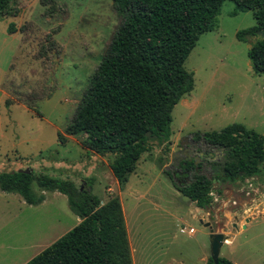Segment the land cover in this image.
<instances>
[{
  "label": "rangeland",
  "instance_id": "1",
  "mask_svg": "<svg viewBox=\"0 0 264 264\" xmlns=\"http://www.w3.org/2000/svg\"><path fill=\"white\" fill-rule=\"evenodd\" d=\"M111 2L54 0L51 10L49 2L12 0L15 15H0V171L29 168L76 186L88 182L100 203L117 196L132 264H201L199 256H209L210 230L225 233L229 241L218 256L234 264H264V162L257 176L219 182L209 164L219 161L220 153L191 137L231 123L264 134V75L252 71L246 55L253 38L235 37L255 25L251 11L233 13V2L221 3L212 29L199 35L183 62L193 87L171 110L168 144L150 140L126 181L118 184L108 155L86 151L82 132L65 131L119 22ZM50 31L54 52L39 55ZM5 99L15 103L5 106ZM186 138L193 146L191 159L200 165L196 170L211 178L212 202L204 209L174 187L190 179L172 177L178 157L170 158ZM31 188L37 190L34 183ZM77 222L66 196L57 191H46L37 205L0 191V264L25 263ZM180 227L193 232L181 233Z\"/></svg>",
  "mask_w": 264,
  "mask_h": 264
},
{
  "label": "trees",
  "instance_id": "2",
  "mask_svg": "<svg viewBox=\"0 0 264 264\" xmlns=\"http://www.w3.org/2000/svg\"><path fill=\"white\" fill-rule=\"evenodd\" d=\"M0 0V15H15L10 3ZM119 22L74 108L65 128L67 134H84L80 145L92 154L108 155V168L118 184L126 181L139 155L150 148L149 141L167 145L171 110L193 87L191 72L183 62L199 35L212 29L225 0H111ZM234 12L250 10L255 25L236 31L247 48L249 65L264 75V0H228ZM54 0H39L40 4ZM9 23L7 32H14ZM52 32L46 34L39 55L54 52ZM259 35L258 38L256 36ZM14 100L5 99L9 106ZM26 107L31 106L26 103ZM148 133V135H145ZM220 153L211 162L212 178L234 183L261 172L264 162V134L231 123L218 131L196 132ZM60 143L63 139L57 133ZM165 149H168L165 146ZM112 157V160L109 159ZM185 160L179 168L190 172L189 181L175 189L201 209L212 202L211 178ZM57 191L66 196L69 210L79 221L23 264H132L121 205L117 196L103 203L85 187L71 180L44 173L0 171V191L17 193L35 205L43 194L32 190ZM205 264H214L208 256ZM215 264H234L218 256Z\"/></svg>",
  "mask_w": 264,
  "mask_h": 264
},
{
  "label": "flooded vegetation",
  "instance_id": "3",
  "mask_svg": "<svg viewBox=\"0 0 264 264\" xmlns=\"http://www.w3.org/2000/svg\"><path fill=\"white\" fill-rule=\"evenodd\" d=\"M178 146L179 148L176 150L175 155L178 157L176 161V168L174 171H172V177H181V178H186L190 175V172H187L183 169L179 168V164L183 163L185 160H191V155L192 153L190 152L193 148L192 144L187 143V139H181V145L179 144L178 141ZM194 161V160H193ZM174 162V161H173ZM194 163V162H193Z\"/></svg>",
  "mask_w": 264,
  "mask_h": 264
},
{
  "label": "water",
  "instance_id": "4",
  "mask_svg": "<svg viewBox=\"0 0 264 264\" xmlns=\"http://www.w3.org/2000/svg\"><path fill=\"white\" fill-rule=\"evenodd\" d=\"M145 135H148V133H146ZM187 139V138H186ZM185 139V140H186ZM179 144L181 145V140L179 141ZM175 152H173L170 156V158L172 159L173 155ZM109 159L112 160V157L109 156ZM195 163V162H194ZM17 172H29L30 169L29 168H24V169H17ZM14 171H10V173H12ZM225 240L224 235L222 234V232H213L212 230H210L209 232V257L211 258V260L213 261V263H216L217 257L219 255V248L222 244V242Z\"/></svg>",
  "mask_w": 264,
  "mask_h": 264
},
{
  "label": "crops",
  "instance_id": "5",
  "mask_svg": "<svg viewBox=\"0 0 264 264\" xmlns=\"http://www.w3.org/2000/svg\"><path fill=\"white\" fill-rule=\"evenodd\" d=\"M95 155V154H94ZM95 156H97V155H95ZM17 170V169H16ZM16 170H9V171H16ZM37 188V187H36ZM34 191V190H33ZM35 192H37V193H42L43 194V200L41 201V202H43L44 200H45V193H46V191H42V190H39L38 188H37V190L35 191ZM41 202H39V203H41ZM39 203H37V204H39ZM193 203V202H192ZM27 204V203H26ZM37 204H35V205H37ZM255 204V205H254ZM251 207H255L256 205H258L257 204V202L256 203H254ZM28 205H31V204H28ZM121 205V204H120ZM122 209V208H121ZM250 216H254V215H252V214H250L249 215V217L247 216L242 222H241V224L240 225H242L243 226V222H246L249 218H250ZM262 216H264V212L262 213ZM124 218V217H123ZM77 221H79V218L77 217ZM124 224H125V222H124ZM125 229H126V226H125ZM223 235H225V233H222ZM126 235H127V239L129 238V233L127 232V230H126ZM229 241L227 240V238L225 237V242H222V243H228ZM129 243V242H128ZM46 247V246H45ZM130 248V247H129ZM42 250V249H41ZM130 255H131V253H130ZM206 259H207V256L206 255H204V254H202L201 256H199V258H198V260L200 261V262H202L201 264H205V262H206ZM131 262H132V260H131Z\"/></svg>",
  "mask_w": 264,
  "mask_h": 264
},
{
  "label": "built area",
  "instance_id": "6",
  "mask_svg": "<svg viewBox=\"0 0 264 264\" xmlns=\"http://www.w3.org/2000/svg\"><path fill=\"white\" fill-rule=\"evenodd\" d=\"M179 232H181V233H184V232L191 233V232H193V229H192L191 227H189V228L186 230L184 227H180V228H179ZM223 242H225V240H224Z\"/></svg>",
  "mask_w": 264,
  "mask_h": 264
}]
</instances>
